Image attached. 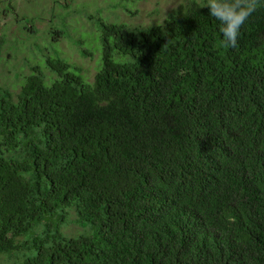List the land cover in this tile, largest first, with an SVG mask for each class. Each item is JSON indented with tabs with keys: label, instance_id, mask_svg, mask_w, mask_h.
<instances>
[{
	"label": "trees",
	"instance_id": "16d2710c",
	"mask_svg": "<svg viewBox=\"0 0 264 264\" xmlns=\"http://www.w3.org/2000/svg\"><path fill=\"white\" fill-rule=\"evenodd\" d=\"M206 4L0 86V264H264V0L227 49Z\"/></svg>",
	"mask_w": 264,
	"mask_h": 264
},
{
	"label": "rangeland",
	"instance_id": "374dc122",
	"mask_svg": "<svg viewBox=\"0 0 264 264\" xmlns=\"http://www.w3.org/2000/svg\"><path fill=\"white\" fill-rule=\"evenodd\" d=\"M186 1L0 0V38L5 40L0 50V86L15 96L33 67L45 75L49 86L53 75L48 59H61L72 72L92 82L101 58V22L132 28L157 25ZM67 217L69 222H59L65 237L87 233L75 222L74 212Z\"/></svg>",
	"mask_w": 264,
	"mask_h": 264
},
{
	"label": "clouds",
	"instance_id": "9594fccd",
	"mask_svg": "<svg viewBox=\"0 0 264 264\" xmlns=\"http://www.w3.org/2000/svg\"><path fill=\"white\" fill-rule=\"evenodd\" d=\"M260 5V0H207L209 15L220 21L221 45L237 47L241 27Z\"/></svg>",
	"mask_w": 264,
	"mask_h": 264
}]
</instances>
